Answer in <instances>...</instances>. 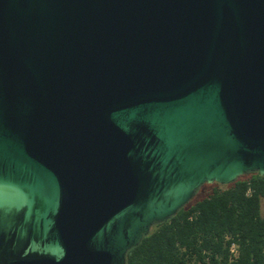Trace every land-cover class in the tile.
<instances>
[{
	"label": "water",
	"instance_id": "1",
	"mask_svg": "<svg viewBox=\"0 0 264 264\" xmlns=\"http://www.w3.org/2000/svg\"><path fill=\"white\" fill-rule=\"evenodd\" d=\"M255 171L264 0H0V264H127Z\"/></svg>",
	"mask_w": 264,
	"mask_h": 264
},
{
	"label": "trees",
	"instance_id": "2",
	"mask_svg": "<svg viewBox=\"0 0 264 264\" xmlns=\"http://www.w3.org/2000/svg\"><path fill=\"white\" fill-rule=\"evenodd\" d=\"M127 264H264V175L213 183L203 197L155 223L128 251Z\"/></svg>",
	"mask_w": 264,
	"mask_h": 264
},
{
	"label": "rangeland",
	"instance_id": "3",
	"mask_svg": "<svg viewBox=\"0 0 264 264\" xmlns=\"http://www.w3.org/2000/svg\"><path fill=\"white\" fill-rule=\"evenodd\" d=\"M212 185H213V183L212 184H204L200 189L197 190V192H196L194 198L192 199V201L200 199L205 194H207L212 189Z\"/></svg>",
	"mask_w": 264,
	"mask_h": 264
},
{
	"label": "built area",
	"instance_id": "4",
	"mask_svg": "<svg viewBox=\"0 0 264 264\" xmlns=\"http://www.w3.org/2000/svg\"><path fill=\"white\" fill-rule=\"evenodd\" d=\"M231 252H232V254H233L234 256H237V254H238V250H237V246H236V244H232V246H231Z\"/></svg>",
	"mask_w": 264,
	"mask_h": 264
}]
</instances>
